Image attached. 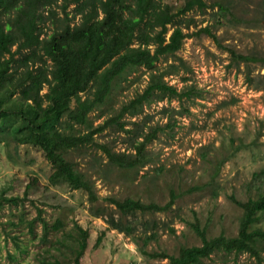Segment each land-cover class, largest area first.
<instances>
[{"label":"rangeland","instance_id":"1","mask_svg":"<svg viewBox=\"0 0 264 264\" xmlns=\"http://www.w3.org/2000/svg\"><path fill=\"white\" fill-rule=\"evenodd\" d=\"M156 1L174 12L165 37L175 25L188 34L181 46L151 67L126 68L103 102L87 113L86 123L68 130L86 132L114 117L93 134L94 142L128 155L152 132L144 161L120 166L91 142L67 149L65 158L90 183L91 198L66 182L50 184L51 163L39 146L0 140V264H77L81 230L87 236L79 264H165L169 258L162 254L177 255L182 246L202 243L194 222L207 238L237 235L243 209L234 198L253 197L254 182L264 188V0H204V7L185 10V0ZM64 2L53 3L51 17L42 9L40 37L64 20L79 22L76 3L63 10ZM203 26L212 33H196ZM229 48L254 58L236 61ZM152 75L190 92L154 93L138 110L118 117ZM91 89L80 92L81 98ZM116 120H123V127ZM126 197L167 205L121 212L111 198ZM110 219L128 230L113 227ZM57 221L60 225L53 227ZM254 226L264 228L263 214ZM257 249L259 255L217 249L197 264H264V244L258 242Z\"/></svg>","mask_w":264,"mask_h":264},{"label":"trees","instance_id":"2","mask_svg":"<svg viewBox=\"0 0 264 264\" xmlns=\"http://www.w3.org/2000/svg\"><path fill=\"white\" fill-rule=\"evenodd\" d=\"M56 1L0 0V140L11 139L39 146L51 163L50 184L66 182L72 188L87 190L92 198L94 194L90 183L65 158L66 150L88 142L95 143L113 163L133 167L144 161L145 143L152 132L134 143V154L128 155L94 142L93 134L115 121L114 117L86 132L68 130L75 123H86L87 113L103 102L113 79L126 68L141 64L153 66L160 55L174 53L188 34L175 25L165 37L167 23L172 21L174 12L169 5H162L156 0H133L130 3L127 0H62L65 1L63 10L69 2L76 3L73 10L74 14H79V22L71 24L64 20L51 33L40 37L39 23L44 19L42 9L47 11L48 16H54L51 6ZM194 4L199 7L206 5L204 0H185L181 9H190ZM99 12L102 14L99 15ZM155 26H160V29L156 31ZM202 31L212 33L208 26L200 27L196 33ZM135 39L140 40L139 45L132 46ZM150 44L155 46L152 51ZM229 52L236 61L254 58L236 53L231 48ZM151 78L141 93L122 105L118 117L126 111L138 110L154 93L182 95L190 92L178 91L162 81L160 76L155 78L152 75ZM45 85L47 89L42 92ZM91 87V93L81 98L79 93ZM73 99L75 104L72 106ZM63 116L65 119H62ZM116 122L123 127V120ZM260 184L254 182L253 197L245 201L234 198L243 209L237 235L220 234L207 238L204 230L194 222L192 226L199 233L202 243L182 246L177 255L162 254L169 258L165 264H197L217 249L259 255L257 243L264 244V228L250 227L260 215H264V188ZM30 185L31 182H28L26 189ZM8 199L17 200L12 196ZM111 201L121 212L162 210L167 205L146 204L129 197L123 200L111 198ZM42 221L46 224L44 219ZM110 223L118 229L128 230L119 221L110 219ZM59 225L57 221L53 227ZM81 235L80 251L75 257L77 264L85 247L87 231L81 230Z\"/></svg>","mask_w":264,"mask_h":264}]
</instances>
